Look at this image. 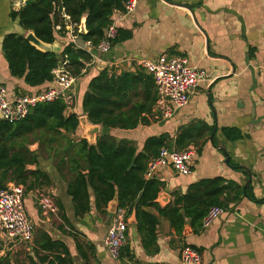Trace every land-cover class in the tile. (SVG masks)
Wrapping results in <instances>:
<instances>
[{"label":"crops","instance_id":"obj_1","mask_svg":"<svg viewBox=\"0 0 264 264\" xmlns=\"http://www.w3.org/2000/svg\"><path fill=\"white\" fill-rule=\"evenodd\" d=\"M28 1L0 0V85L6 86L10 98L32 96L55 87L53 82L31 87L24 79L13 77L3 51L6 36L27 37L31 33L25 32L13 17ZM18 3L23 6L15 7ZM113 21L122 40L105 54L92 48L88 51L92 61L76 78L73 107L67 111L87 122H80L75 136L70 137L96 145L98 137L107 134L131 141L142 152L147 139L164 134L174 138L181 127L191 122L209 124L214 128L213 135L200 151L192 149L195 155L189 175L177 173L172 166L161 169L152 179L145 174L146 180L162 183L155 200L157 206L141 208L158 218L156 236H141L137 208L131 212L126 209V245L117 261L109 256L105 246L114 217L109 210L115 201L100 207L91 189L90 210L78 216L68 192L72 175L59 166L61 146L40 150V140L32 136L28 147L36 153L37 162L27 166L29 180L24 186V206L35 226L34 238L31 243L14 245L0 224V260L8 258L11 264H49L42 261L47 257L52 264H59V256L65 264H182L181 251L191 247L200 253L201 264H264V0H138L135 12L127 16L116 12ZM56 42L63 48L70 43L79 48L77 43H85L81 36L76 41L70 32L57 35ZM162 56L184 57L191 66L208 73V79L190 96L187 106L176 110L171 119H162L156 116L155 104L154 122L133 130L89 122L83 100L94 77L105 71L109 76L128 72L153 77L139 64ZM226 128L239 130L243 137L231 142L222 133ZM215 178L233 182L236 187V191L222 197L227 205L222 216L209 228L203 226L204 217L202 229H194L184 215V204H180L177 208L185 225L177 233L171 218L161 214L160 209L174 207L176 195L185 196L193 185ZM15 185L11 182L7 187ZM31 185L33 189L29 188ZM238 186L243 196L234 202ZM38 192L53 199L58 209L56 215H43ZM181 222L177 221L178 226ZM44 235L63 243L68 254L44 250Z\"/></svg>","mask_w":264,"mask_h":264},{"label":"trees","instance_id":"obj_2","mask_svg":"<svg viewBox=\"0 0 264 264\" xmlns=\"http://www.w3.org/2000/svg\"><path fill=\"white\" fill-rule=\"evenodd\" d=\"M126 1L29 0L19 13H13V17L19 20L25 32H33L46 44L55 43L57 35L65 36L69 33L63 14L70 17V25L79 26L82 19L86 18L87 34L80 35L84 42H90L91 48L96 50L105 37L106 29L112 24L113 15L124 11ZM57 26H61V30H57ZM121 40L118 31L114 46ZM2 47L12 76L24 79L31 87L53 82V71L66 59L69 71L75 78L81 76L92 61L87 48H77L70 43L64 45L59 55L42 52L25 35L6 36ZM157 99L153 77L128 72L117 77L109 76L105 71L90 81L83 100V110L93 125L133 130L139 125L148 126L154 122L153 112ZM79 126L78 115L68 114L62 100L37 104L26 119L17 123L0 119V189L7 188L11 182L22 186L28 184L27 166L37 162L36 153L28 147L33 136L40 140V150L53 145L61 146L59 166L72 175L68 192L73 198L78 216L89 212L92 189L100 207H107L115 198L118 199L119 207L129 212L136 207L141 221L138 232L147 239L156 236L159 220L142 212L141 208L157 206L155 200L162 186L161 182L145 179L148 164L158 157L163 148L177 151L198 148L200 151L214 131L205 122H191L181 127L174 138L164 134L147 139L144 150L140 152L131 141L118 140L107 134L99 136L96 145L89 144L85 139L75 140L71 137L75 136ZM222 133L231 142L243 137L234 128L223 129ZM29 188L33 189L34 185ZM235 188L233 182L223 178L205 180L193 185L187 195H176L175 206L168 210L160 209V212L169 216L175 231L181 233L185 222L177 206L184 204V215L191 220L192 228L202 229L203 218L209 209L214 206L226 208L222 197L236 191ZM241 196L243 192L238 186L233 201ZM179 219L182 220L181 226L177 224ZM42 239L47 243L42 245L44 250L68 254L63 243L53 242L47 235L42 236ZM56 260L59 264H65V260L59 256H56ZM42 261L52 264L47 257ZM0 264L11 263L8 258H3Z\"/></svg>","mask_w":264,"mask_h":264},{"label":"built area","instance_id":"obj_3","mask_svg":"<svg viewBox=\"0 0 264 264\" xmlns=\"http://www.w3.org/2000/svg\"><path fill=\"white\" fill-rule=\"evenodd\" d=\"M22 6L23 3L15 5L18 8ZM137 6L138 0H127L122 14L126 16L132 14ZM63 18L70 34L77 41L81 36V25H70V17L65 14ZM118 31L115 21L112 20V24L105 31L103 41L96 48L97 51L103 54L108 53L118 37ZM77 45L81 49L91 48L90 42L77 43ZM68 63L66 59L53 71L55 87L36 95L10 98L6 86L0 85V119L9 123H17L26 119L37 104L57 100H62L67 106V111H70L74 103L73 87L76 78L70 73ZM139 65L153 76L158 91L155 113L162 119H171L176 110L187 106L190 96L209 77L205 70L191 66L188 60L181 56L173 58L162 56L156 61H142ZM194 155L192 150L177 151L163 148L158 157L148 164L146 177L152 179L161 169L168 166H172L181 175H189ZM25 192L24 186L16 185L0 189V224L14 245L31 243L35 234V226L30 221L24 206ZM37 194L43 215H56L58 209L53 199L46 193L38 192ZM223 213L222 207H211L204 218V228L211 227ZM128 227L126 209L118 208L105 240V246L113 260L117 261L122 257ZM180 258L182 264L202 263L200 253L191 247H185L181 251Z\"/></svg>","mask_w":264,"mask_h":264},{"label":"water","instance_id":"obj_4","mask_svg":"<svg viewBox=\"0 0 264 264\" xmlns=\"http://www.w3.org/2000/svg\"><path fill=\"white\" fill-rule=\"evenodd\" d=\"M80 34L81 35H86L87 34V29H86V18H83L82 19V22H81V26H80ZM27 40L34 46L36 47L38 50L42 51V52H50V53H56V54H61L62 53V50H63V47L60 43L58 42H55L53 44H46V43H43L41 40H39L36 35L31 32L28 34V36L26 37ZM92 49L91 48H88V51H91ZM80 122L81 123H84V122H87L86 119H80ZM95 130L97 131L98 129L95 128ZM92 135H94V130L92 131ZM225 156H227V153H225ZM227 162H228V158H227ZM170 163H172L170 161ZM250 182V181H249ZM249 184V183H248ZM248 185H246L245 188H247ZM114 203L111 205V208H110V212L112 214H116L117 213V209H118V199L115 198L114 199Z\"/></svg>","mask_w":264,"mask_h":264}]
</instances>
